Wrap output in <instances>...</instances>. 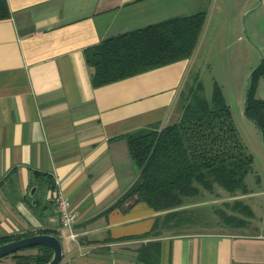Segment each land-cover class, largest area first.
Instances as JSON below:
<instances>
[{"label":"crops","instance_id":"obj_1","mask_svg":"<svg viewBox=\"0 0 264 264\" xmlns=\"http://www.w3.org/2000/svg\"><path fill=\"white\" fill-rule=\"evenodd\" d=\"M212 1L6 0L9 16L0 18V235L47 229L62 241L59 264L141 263L137 248L151 238L137 237L165 211L133 195L113 206L138 176L124 135L177 118L191 55L92 86L83 50L112 34L206 11ZM34 185L35 203L28 195ZM57 192L70 200L76 239L60 222ZM218 225L160 237L158 264H264V231ZM0 264L19 263L5 255Z\"/></svg>","mask_w":264,"mask_h":264},{"label":"trees","instance_id":"obj_2","mask_svg":"<svg viewBox=\"0 0 264 264\" xmlns=\"http://www.w3.org/2000/svg\"><path fill=\"white\" fill-rule=\"evenodd\" d=\"M7 16V2L0 0V18ZM205 17L204 9L169 16L112 34L84 48L85 62L93 68L92 86L188 58ZM261 75H264V59L250 76L245 114L259 127L264 148V98L255 95ZM176 108L177 118L163 127L151 124L124 135L138 176L113 206L136 194L154 210L165 211L155 216L149 231L137 237L151 238L137 248L136 258L143 264L159 263L160 237L185 233L184 228L193 224L188 207L183 206L190 198L218 197L221 191L232 197L250 191L245 176L251 169L252 155L239 140L220 85L214 83L207 98L196 75L179 91ZM233 202L231 206L226 205L228 201L223 202L230 212L219 210V221L227 227L248 228L253 217L251 206L237 200ZM36 232H47V229L0 235V243ZM31 247L36 251L17 250L8 255L19 264H45L50 259L52 249L48 245Z\"/></svg>","mask_w":264,"mask_h":264},{"label":"rangeland","instance_id":"obj_3","mask_svg":"<svg viewBox=\"0 0 264 264\" xmlns=\"http://www.w3.org/2000/svg\"><path fill=\"white\" fill-rule=\"evenodd\" d=\"M201 29L190 56L185 83H191L197 75L207 98L214 83L220 85L239 140L252 155V166L245 176L248 193L231 197L221 191L218 197L190 198L188 209L194 223L190 227L217 228L218 224H226L219 221V210L229 213L223 202L228 201L226 205L231 206L237 200L249 204L253 210L250 230L264 231L263 139L257 124L243 111L248 76L264 57V0H213L206 7ZM255 95L264 98V75L259 77Z\"/></svg>","mask_w":264,"mask_h":264},{"label":"water","instance_id":"obj_4","mask_svg":"<svg viewBox=\"0 0 264 264\" xmlns=\"http://www.w3.org/2000/svg\"><path fill=\"white\" fill-rule=\"evenodd\" d=\"M262 60L263 57L261 58L260 62ZM260 62L258 64H260ZM252 72L253 71H251L248 76V84ZM243 111L245 113V102H244ZM35 190H36V185L32 186L28 192V195L33 197L32 198L33 203H35L36 200L34 197ZM133 196L137 197L136 194H134ZM41 244L48 245L52 249V255L45 264H59L63 255L62 241L58 235L48 232H36L0 243V257H3L5 255H8L9 253L15 252L17 250H21L26 247H31Z\"/></svg>","mask_w":264,"mask_h":264},{"label":"built area","instance_id":"obj_5","mask_svg":"<svg viewBox=\"0 0 264 264\" xmlns=\"http://www.w3.org/2000/svg\"><path fill=\"white\" fill-rule=\"evenodd\" d=\"M54 202L61 224L69 229V237L76 239V233L72 230L76 217L70 208V200L57 192L54 195Z\"/></svg>","mask_w":264,"mask_h":264},{"label":"flooded vegetation","instance_id":"obj_6","mask_svg":"<svg viewBox=\"0 0 264 264\" xmlns=\"http://www.w3.org/2000/svg\"><path fill=\"white\" fill-rule=\"evenodd\" d=\"M263 59H264V57H263Z\"/></svg>","mask_w":264,"mask_h":264}]
</instances>
